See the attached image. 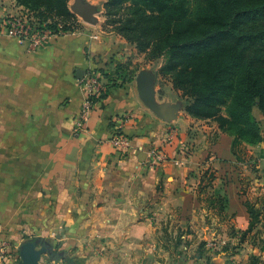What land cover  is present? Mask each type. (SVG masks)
I'll return each instance as SVG.
<instances>
[{"label": "crops", "instance_id": "crops-1", "mask_svg": "<svg viewBox=\"0 0 264 264\" xmlns=\"http://www.w3.org/2000/svg\"><path fill=\"white\" fill-rule=\"evenodd\" d=\"M5 8L23 9L0 0V15ZM163 63L103 22L30 50L0 19V243L18 252L26 243H35L26 251L53 246L57 252H43L38 264H264L262 225L240 240L251 221L247 199L264 193L263 113L254 108L263 141L247 145L253 172L236 162L233 135L187 113L188 99L160 74ZM90 68L117 84L106 85L77 132L85 98L77 71ZM141 82L157 105H180L171 120L146 103ZM118 128L131 140L125 156L111 140ZM153 147L166 155L160 165L152 164ZM229 165L239 173L232 188L225 186ZM209 167L216 178L203 187Z\"/></svg>", "mask_w": 264, "mask_h": 264}, {"label": "trees", "instance_id": "trees-1", "mask_svg": "<svg viewBox=\"0 0 264 264\" xmlns=\"http://www.w3.org/2000/svg\"><path fill=\"white\" fill-rule=\"evenodd\" d=\"M16 1L54 32L73 31L82 25L72 20L70 0ZM105 10L106 24L114 32L135 44L147 59H164L160 74L188 99L187 113L217 121L222 131L234 136L236 162L257 172L247 145L263 141L254 108L264 115V0H106ZM52 12L67 20H54ZM98 70L105 78L109 76ZM122 78L125 82L131 77L126 73ZM114 80L109 77L106 85H116ZM106 96L105 89L100 98ZM228 167L225 186L232 188L238 173ZM215 178L209 167L203 187H209ZM218 201L224 207L225 199ZM246 205L251 221L241 241L259 225L264 228V193L255 201L247 199ZM221 250L228 251V247Z\"/></svg>", "mask_w": 264, "mask_h": 264}, {"label": "built area", "instance_id": "built-area-1", "mask_svg": "<svg viewBox=\"0 0 264 264\" xmlns=\"http://www.w3.org/2000/svg\"><path fill=\"white\" fill-rule=\"evenodd\" d=\"M12 1L14 5L17 4L23 9L22 11L13 12L5 8L0 15L1 27L9 37L27 46L28 49L37 50L43 48L52 38L63 32L62 30L54 32L47 26V23H43L40 20L35 12L18 4L16 0ZM80 82L85 98L80 112L75 118V130L77 132L86 129L88 116L95 108L102 92L106 89V78L96 68H90ZM168 139L171 141L172 137L169 136ZM111 140L120 155L125 156L128 154L131 148V140L122 131V128L116 130ZM150 154L153 165H160L166 161V155L159 147H153L150 150ZM14 249L15 247L7 240L1 241L0 264H9L12 259L19 257V252L13 251Z\"/></svg>", "mask_w": 264, "mask_h": 264}, {"label": "water", "instance_id": "water-1", "mask_svg": "<svg viewBox=\"0 0 264 264\" xmlns=\"http://www.w3.org/2000/svg\"><path fill=\"white\" fill-rule=\"evenodd\" d=\"M71 10L78 16L82 17L83 20L89 24V25H97L100 21L97 16L100 9L96 5L87 2L86 0H75L73 5H71ZM85 72L82 70L77 71V77L79 79H82ZM140 89L142 94L144 95V100L146 103L151 106L155 111L158 113V115L163 118L164 120H171L174 116L177 110L179 109V104H173V105H157L154 102L153 92L152 90H148L145 83H140ZM34 247L35 243H26L22 245L19 251V255L21 257V261L16 264H38V261L40 259V256L43 252H48L49 254H53V246L44 243L42 249L35 250L32 249L30 251H26V247Z\"/></svg>", "mask_w": 264, "mask_h": 264}, {"label": "rangeland", "instance_id": "rangeland-1", "mask_svg": "<svg viewBox=\"0 0 264 264\" xmlns=\"http://www.w3.org/2000/svg\"><path fill=\"white\" fill-rule=\"evenodd\" d=\"M86 1H87V2H90V3L94 4V5H96L97 7H99L100 11H99V13L97 14V16H98V18H99V21H100V22H103V27H104L105 30H107V31H113V30H112V26H109V25L106 24V17H105V11H106V10H105V3H106V0H86ZM74 2H75V0H70V2H69L70 10H71V5H73ZM71 11H72V10H71ZM49 14H50L51 17L54 18V20L61 21V22L67 20L66 17H64V16H60V15H55L54 12L49 13ZM73 14L75 15V17H74V19H72V20H74V21H76V22L79 21V23H82V25H84V24L86 23V22L83 20L82 17L78 16V15L75 14L74 12H73ZM87 25H89V24H87ZM113 32H114V31H113ZM159 62H160V61H157L156 64L159 63ZM155 66H156V65H155ZM155 66H154V68H155ZM231 171H232V172L234 171L235 174L238 173V171H236V170H231ZM238 174H239V173H238ZM259 197H263V194H262L261 196H259ZM55 252H57V251L54 250V253H55ZM54 253H53V254H54ZM253 263H260V261H259V260H255V261H253Z\"/></svg>", "mask_w": 264, "mask_h": 264}]
</instances>
